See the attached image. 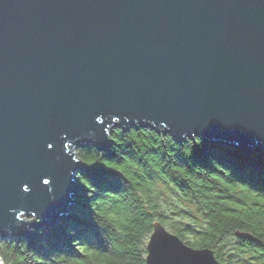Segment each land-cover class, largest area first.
I'll use <instances>...</instances> for the list:
<instances>
[{
	"label": "water",
	"instance_id": "water-1",
	"mask_svg": "<svg viewBox=\"0 0 264 264\" xmlns=\"http://www.w3.org/2000/svg\"><path fill=\"white\" fill-rule=\"evenodd\" d=\"M137 126L264 149V0H0V237L65 222L78 149ZM146 249L222 264L160 222Z\"/></svg>",
	"mask_w": 264,
	"mask_h": 264
},
{
	"label": "trees",
	"instance_id": "trees-1",
	"mask_svg": "<svg viewBox=\"0 0 264 264\" xmlns=\"http://www.w3.org/2000/svg\"><path fill=\"white\" fill-rule=\"evenodd\" d=\"M111 140L78 149L88 168L71 219L33 241L0 237L4 264H147L157 222L222 264H264V149L180 142L150 126L116 128Z\"/></svg>",
	"mask_w": 264,
	"mask_h": 264
},
{
	"label": "rangeland",
	"instance_id": "rangeland-1",
	"mask_svg": "<svg viewBox=\"0 0 264 264\" xmlns=\"http://www.w3.org/2000/svg\"><path fill=\"white\" fill-rule=\"evenodd\" d=\"M121 129H122V128H121ZM104 151H105V150H104ZM160 187H162V186H160ZM162 191L165 192L164 195L162 196V198H163L165 201H170V200L172 199V194H170L171 190H168V191H167L166 188H165V189L163 188ZM181 203H182V201H181ZM182 204H183V205H187V202H184V203H182ZM188 208H191V207H188ZM22 219H23V220H32L33 218H31V217L28 218V217L24 216ZM68 219L70 220V219H71V216L66 217V218H65V222H66ZM65 222L59 223V225L65 223ZM45 228H46V227H45ZM36 232H37V231H36ZM0 264H4V263L1 261V257H0Z\"/></svg>",
	"mask_w": 264,
	"mask_h": 264
},
{
	"label": "snow or ice",
	"instance_id": "snow-or-ice-1",
	"mask_svg": "<svg viewBox=\"0 0 264 264\" xmlns=\"http://www.w3.org/2000/svg\"><path fill=\"white\" fill-rule=\"evenodd\" d=\"M49 147H51V145H49ZM44 183H45V184H47V183H48V181H47V180H45V181H44Z\"/></svg>",
	"mask_w": 264,
	"mask_h": 264
},
{
	"label": "bare ground",
	"instance_id": "bare-ground-1",
	"mask_svg": "<svg viewBox=\"0 0 264 264\" xmlns=\"http://www.w3.org/2000/svg\"><path fill=\"white\" fill-rule=\"evenodd\" d=\"M153 230H154V228H153ZM2 238V237H1ZM10 238V237H9ZM2 239H6V238H2ZM150 239V238H149Z\"/></svg>",
	"mask_w": 264,
	"mask_h": 264
}]
</instances>
